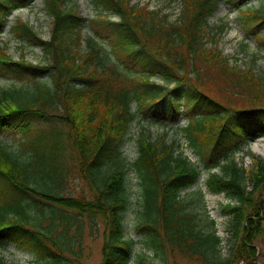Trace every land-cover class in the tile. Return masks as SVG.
I'll use <instances>...</instances> for the list:
<instances>
[{
    "label": "trees",
    "instance_id": "obj_1",
    "mask_svg": "<svg viewBox=\"0 0 264 264\" xmlns=\"http://www.w3.org/2000/svg\"><path fill=\"white\" fill-rule=\"evenodd\" d=\"M33 1L0 0V37L13 11ZM176 1L180 17L170 23L167 14L148 5L93 0L119 15L114 21L102 12L89 20L94 35L111 44L112 65L105 64L111 53L101 56L93 40L82 51L85 18L67 0H44L52 19L49 39L21 18L11 25L18 41L42 48L44 63L15 59L0 40V77L23 82L0 89V131L20 135L16 152L0 141V243L29 248L41 264H79L88 220L93 240L102 237L100 264H129L138 242L125 234L129 168L121 147L138 115L178 123L182 112L186 121L180 127L209 170V191L237 201L222 208L229 220L227 253L220 250L215 219L207 229L189 208L190 197L200 191L189 190L199 180V166L177 153L175 141L142 134L139 156L129 165L142 190L137 229L140 241L163 259L140 257L138 264H165L169 251L199 264H258L264 160L251 154L252 164L244 168L230 154L240 142L264 135V79L206 45L207 20L219 0ZM226 1L238 8L249 30L264 25V11L246 7L248 0ZM210 71L243 97L229 92L223 104L210 95L204 90ZM218 167L221 172L211 171ZM74 175L92 195L68 191ZM0 264L8 263L0 257Z\"/></svg>",
    "mask_w": 264,
    "mask_h": 264
},
{
    "label": "rangeland",
    "instance_id": "obj_2",
    "mask_svg": "<svg viewBox=\"0 0 264 264\" xmlns=\"http://www.w3.org/2000/svg\"><path fill=\"white\" fill-rule=\"evenodd\" d=\"M132 3L138 5L147 4L152 10H158L161 13H168V20L170 22L177 20L181 9L180 4L178 2H173L172 0H132ZM67 4L77 7L80 13L86 18L85 27L82 31V51L86 52L89 49V40L95 41L96 46L99 47L102 52L110 51L111 48L109 42L95 37L89 26L88 20L96 17L100 11L97 10L93 0H67ZM249 4L254 8L264 9V0H252ZM238 17L239 14L236 9L230 8L225 2L221 3L219 9L209 19L210 27L205 29L204 36L207 38H205L208 43L207 45L218 47L222 53L228 57L232 65H239L242 69L249 68L253 70L257 76L263 77L264 79V25H262L261 32H254L251 35H248L244 32L246 29ZM18 18L28 22L43 38L48 39L50 37L52 19L45 9L44 0H36L31 6L16 10L10 16L9 24L0 37L3 45L6 46L8 52L15 59L24 56L28 61L34 64L44 63L46 58L40 47H35L28 43H21L10 32L11 24L15 23ZM111 19L118 20L119 17L111 14ZM221 26H224L221 31L216 29ZM210 37L214 38V41H210ZM100 55L103 56L101 53ZM114 61L116 60L112 56V58L106 63L112 65ZM210 82L224 85L222 79H219L216 76H211L207 80V84ZM21 83L23 82L18 79H6L0 77V89L18 88ZM205 90L209 91L211 95H214L211 89L205 87ZM178 99L181 101L182 94L178 96ZM184 121H186V117L181 114V112L178 123L165 120L159 121L138 115L135 121L131 124L127 138L121 147L122 154L126 158L128 165L127 168H129L126 179V188L130 205L125 215V234L126 237L134 238L138 242V244L135 245V252L129 264H138L140 257L148 258L157 263L163 259L161 253L158 254L154 250L147 248L141 242V233L139 229H137L142 190L139 176L129 165L139 155V139L142 134H145L151 140H159L165 136L167 143L176 141V147L179 153L186 156L192 163H199L202 172L197 184L193 186V189L198 187L200 191L190 197L189 200H191V202L189 203V208L198 212L199 216L206 223L205 225L207 226V229L210 228L209 218H215L217 227H223L222 230L217 228V231L222 237V246L220 247V250L223 254L225 253V255L227 253L229 240L227 223L229 220L228 216L222 213V207L224 204L230 202L236 204L237 202L234 199L227 197L224 193L213 195L207 189L206 180L209 177V170L204 167L199 157L189 146L185 133L180 127L184 125ZM36 123L38 122L36 121ZM19 136L20 135L16 132L0 131V141L15 152L17 149L19 150ZM258 140L264 141V136H261ZM256 141L249 139L246 142H242L238 149L232 150L230 158H234L239 166L244 168L249 167L252 164V153L264 160V154L253 150ZM221 161L222 163H227L228 159L222 158ZM211 171L221 172L222 170L218 167ZM67 188L70 193H74L75 195L81 193H85L87 196L92 195L88 185L76 175L70 177ZM259 194L260 193L257 192L254 195L255 198H258ZM215 213H220V215H215ZM33 214L37 216L36 212H33ZM261 218L264 226V202H262L261 205ZM85 221L87 222H84V240L82 243L79 264H100L102 259V237L99 240L94 241V237L89 234V222L88 220ZM45 226H47V222H44L43 227ZM255 245L258 250V253L256 252L255 262L258 264H264V234L259 241L255 242ZM0 256L8 264H41L35 259L33 253L18 247L17 244L12 241L0 243ZM166 259L167 262L165 264H199L197 259L186 258L171 251L167 252Z\"/></svg>",
    "mask_w": 264,
    "mask_h": 264
},
{
    "label": "bare ground",
    "instance_id": "obj_3",
    "mask_svg": "<svg viewBox=\"0 0 264 264\" xmlns=\"http://www.w3.org/2000/svg\"><path fill=\"white\" fill-rule=\"evenodd\" d=\"M253 148L256 151L263 152L264 153V141L263 140H258L255 142Z\"/></svg>",
    "mask_w": 264,
    "mask_h": 264
}]
</instances>
